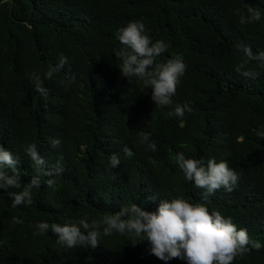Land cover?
<instances>
[{
	"label": "trees",
	"instance_id": "1",
	"mask_svg": "<svg viewBox=\"0 0 264 264\" xmlns=\"http://www.w3.org/2000/svg\"><path fill=\"white\" fill-rule=\"evenodd\" d=\"M247 5L261 12L258 22L240 23L237 10L247 16ZM132 21L167 45L159 62L178 57L186 65L169 107H156L150 89L121 75L116 33ZM240 45L264 51V0H0V146L19 159L22 184L36 175L25 152L30 144L64 169L53 188L41 176L28 206L11 207V193L22 189H0V264H165L128 235L68 249L51 230L33 235L34 226L91 223L133 204L155 212L159 200L176 198L231 217L261 243L233 264H264V139L257 136L264 131V69L250 61L258 76L237 73L245 59ZM61 54L67 64L44 80L45 97L32 73L43 77ZM177 106L185 107L183 117L169 115ZM139 131L150 134L155 152L139 143ZM52 139L61 145L52 148ZM181 152L227 162L237 186L205 199L175 162ZM113 154L120 164L110 169Z\"/></svg>",
	"mask_w": 264,
	"mask_h": 264
},
{
	"label": "clouds",
	"instance_id": "2",
	"mask_svg": "<svg viewBox=\"0 0 264 264\" xmlns=\"http://www.w3.org/2000/svg\"><path fill=\"white\" fill-rule=\"evenodd\" d=\"M237 14L240 15L241 24H250L261 19V12L249 5L247 16L240 14L239 10ZM116 39L121 44V48L115 52V57L121 62L118 68L122 77L130 83L134 80L142 82L144 88L150 89L151 100L156 107L171 106L177 85L186 71L182 58H170L166 62H159L158 58L167 51V45L162 40L153 42L146 34L142 22L132 21L126 27L118 29ZM238 47L245 59L236 65L235 71L246 78H255L259 73L248 69L247 64L256 61L257 66L264 69V51L254 54L249 46ZM65 64L67 58L61 54L59 63L44 73L43 77L32 73L35 90L46 97L48 93L44 87V80L51 79L54 72L60 71ZM72 80H75L74 75ZM184 113L185 107L177 106L169 115L183 117ZM257 136L264 139V131L257 132ZM138 137L139 143L144 145L146 150L153 152L157 150V145L151 140L149 133L139 131ZM61 143L60 139H52L51 147L58 148ZM123 151L129 158L134 155L130 148L125 147ZM25 152L36 175L27 184H22L18 168L19 159L0 146V189H22L11 193L12 208L31 205L32 190L41 186V176L47 177L44 183L53 188L56 178L64 170L59 160L55 165H48L40 156L36 144L28 145ZM175 162L184 174L185 180L206 191L205 199L221 188L232 192L239 181L238 173L225 161L209 159L205 163L203 160L186 159L181 152L176 154ZM119 164L117 154L109 157L110 169L117 168ZM155 199L149 197V200ZM13 222L22 223L15 217ZM34 227L36 231L33 235H43L51 230L57 237V244L68 249L77 246H89L94 249L100 245L102 235L110 236L113 232L128 235L137 241L133 247L146 242L148 253L165 264L173 259L182 260L185 264H233L237 256L242 257L252 250L259 251L262 247L259 241L250 239L247 229H238L231 217L225 218L219 211L210 213L204 204H193L180 198L159 200L155 212H146L142 207L133 204L121 208L118 212L105 214L101 220H92L91 223L87 218H81L77 221L69 220L63 225L40 222Z\"/></svg>",
	"mask_w": 264,
	"mask_h": 264
}]
</instances>
